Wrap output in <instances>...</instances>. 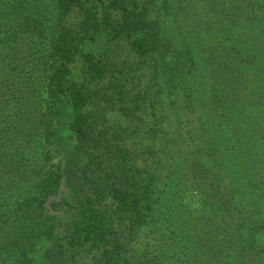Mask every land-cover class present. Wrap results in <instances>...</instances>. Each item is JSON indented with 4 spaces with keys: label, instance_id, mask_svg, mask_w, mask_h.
<instances>
[{
    "label": "trees",
    "instance_id": "1",
    "mask_svg": "<svg viewBox=\"0 0 264 264\" xmlns=\"http://www.w3.org/2000/svg\"><path fill=\"white\" fill-rule=\"evenodd\" d=\"M199 1L0 0V264H264V0Z\"/></svg>",
    "mask_w": 264,
    "mask_h": 264
},
{
    "label": "rangeland",
    "instance_id": "2",
    "mask_svg": "<svg viewBox=\"0 0 264 264\" xmlns=\"http://www.w3.org/2000/svg\"><path fill=\"white\" fill-rule=\"evenodd\" d=\"M204 3H205V0H200L199 1V4H198V6H199V9H193V7L192 8H190L191 9V12L188 14V16H187V19H186V24H185V21H184V24H185V26L186 27H188V26H190V25H192V27H194L195 25H199V22L196 20V17L197 18H204V15H205V6H204ZM203 5L202 7H200V5ZM196 27V26H195ZM198 28V27H197ZM171 190V189H170ZM173 192H169L168 190H167V196L168 197H170L171 198V196L173 195L172 194ZM171 194V195H170ZM174 204V203H173ZM174 208L176 209V208H179L178 207V203H177V205L175 204V206H174ZM174 215V214H173ZM171 215L172 217H170V228L171 229H175L174 231H176L177 233H179V229L181 228V229H183V230H188V232H186L187 234L186 235H190V234H192L193 232H194V228H190V229H188V227H193L194 225L190 222V221H192V220H187L186 218H185V214H183L181 217H180V219H181V222L180 223H178L177 221H176V218H177V216L176 215ZM185 226V225H189L187 228L186 227H181V226ZM196 225V224H195ZM169 226V225H168ZM198 227H199V225H197L196 226V228L198 229ZM180 234V233H179ZM171 242V241H170ZM42 246V247H41ZM41 246H38L37 248H35V250H34V254H35V256H37V261L38 262H40V261H42L41 259H40V257H41V251L43 250V246L44 245H41Z\"/></svg>",
    "mask_w": 264,
    "mask_h": 264
},
{
    "label": "water",
    "instance_id": "3",
    "mask_svg": "<svg viewBox=\"0 0 264 264\" xmlns=\"http://www.w3.org/2000/svg\"><path fill=\"white\" fill-rule=\"evenodd\" d=\"M63 190H65V191H66V188L64 187V188H63ZM54 198H56V199H58V200L60 199V197H59V196H57V197H54ZM52 199H53V198H50V199L48 200V203H50Z\"/></svg>",
    "mask_w": 264,
    "mask_h": 264
}]
</instances>
